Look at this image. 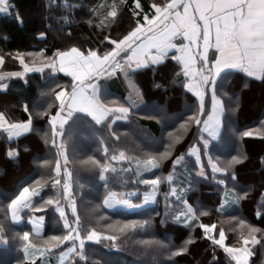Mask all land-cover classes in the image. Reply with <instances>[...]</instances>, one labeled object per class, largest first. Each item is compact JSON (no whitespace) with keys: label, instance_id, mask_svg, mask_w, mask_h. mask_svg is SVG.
<instances>
[{"label":"trees","instance_id":"trees-1","mask_svg":"<svg viewBox=\"0 0 264 264\" xmlns=\"http://www.w3.org/2000/svg\"><path fill=\"white\" fill-rule=\"evenodd\" d=\"M11 2L15 5L13 14L15 9H18L23 17V24H18L12 15L0 14V57L4 58L0 73L22 71L15 58L17 53L24 54L25 63L40 65L44 57L31 56L28 53H40L43 50L45 56H51L57 49L65 50L72 46L85 52L92 48L106 51L109 46L104 40L105 36L121 38L133 26L135 19L131 12L134 0ZM140 2L144 9L148 10L153 0ZM169 2L170 0H155L156 4L164 7ZM41 32L46 33V38H39L38 34ZM175 70V63L169 60L154 72L149 68L134 74V81L143 92L145 102L136 104L127 121L113 125L112 131L120 135L119 140L112 137L107 122L96 126L86 116L77 114L69 123L65 131L70 160L67 167L73 173V187L82 219L81 235L84 236L90 229H95L104 234H116L118 240L117 247H113V242L107 239H101L99 242L87 241L83 249L86 259L81 260L73 253L65 264H235L223 249L213 245L212 241L203 235L199 225L214 224L216 228L211 235L217 238L219 230L223 229L225 243L236 247L241 246L242 236L248 235V228L240 225L241 220L264 230V215L259 219L256 216L258 210L264 209V164L261 163L264 158V141L241 139L237 135L244 130L261 129L260 121L264 120V82L231 71L223 73L219 78L217 92L224 97L227 111L221 134L211 143L209 151L221 166L233 156L246 157L243 163L235 166L238 175L234 187L237 192H247L248 195L239 203H233V194L228 193L227 199L230 201L224 203L223 210L218 211L224 197L221 191L223 186L211 178L212 172L207 157H202L209 177L205 180L196 175L198 169L195 157L187 155V149L198 136L196 128L193 126L186 134L183 130H178L179 124L194 109V97L181 87L170 83ZM69 79L63 74H53L50 69H46L42 73H27L23 79L5 77L0 80V84L7 85L6 89L0 90V112L5 113L6 119L12 122L23 121L27 119L23 105L27 104L32 110L34 129L31 134L15 139H9L7 133L0 129V228H3L7 241L0 245V264H28L24 261L21 250L23 242L14 238V235L31 229L29 216L45 217L41 234L31 235L30 243L34 244L36 249L46 252L48 260L36 259L35 264H55V258L64 247L53 249L52 254L47 251V238L64 231L62 221L52 207H47L42 212L25 209L21 213V221L13 222L7 212V204L23 187L34 184L35 180L41 179L42 176L47 180L49 175H54L52 170L56 164L55 151L46 148L43 143V134H50V127L46 123V117L37 113L47 110L48 104L57 103L52 89L58 82L66 83ZM246 80L247 87L244 86ZM155 84L163 87L155 88ZM99 94L102 100L121 102L125 96L130 95L128 85L120 74L111 81H101ZM237 96L241 106L238 113L233 115L232 109L236 105ZM131 97L135 100V93H132ZM50 111L54 113L55 108ZM149 116L159 117L161 122L158 119H149ZM167 118L170 119L168 123L165 122ZM169 132L182 136L181 142L175 145L172 157L139 178L134 169L123 170L129 167L127 161H109L117 170L106 173V181L99 178L98 168L82 163L89 156H94L100 161L107 159L102 152V142L109 149V157L119 151H124L130 158L139 159L158 154L164 150V144L169 142ZM9 148L17 149L19 156L9 159L6 156ZM181 153H185V158L176 166L170 185L167 176L173 171L171 161ZM45 160L49 161V164L45 165ZM216 176L218 179L221 174L217 173ZM157 177L160 178V184L153 205L131 212L104 210L110 218L98 221L101 213L94 208L105 195L106 187L107 190L126 193L137 190L138 194L131 199L135 204H139L142 193L148 187L140 183V179ZM50 184L51 181L48 180L41 196L34 198L36 203H42L44 198L55 195V190L51 189ZM171 187H176L178 191L184 188V198L197 213V219L189 221L188 225L176 222L175 218L183 211L184 206L175 197L167 196ZM167 204L171 206L166 208ZM202 212L208 214L201 215ZM143 219L153 222L145 229H126L124 232L119 231L122 225L115 224L116 221ZM162 219L165 221L163 224L160 222ZM108 224H113L114 228H108ZM255 235L261 243L252 247L253 255L249 258V264H264V231ZM181 247L187 251L168 258ZM77 251L80 249L77 248Z\"/></svg>","mask_w":264,"mask_h":264},{"label":"snow or ice","instance_id":"snow-or-ice-1","mask_svg":"<svg viewBox=\"0 0 264 264\" xmlns=\"http://www.w3.org/2000/svg\"><path fill=\"white\" fill-rule=\"evenodd\" d=\"M14 8L15 5L11 0H0V14L12 15L16 22L22 25L23 17L18 9H15L13 14ZM131 12L135 18L133 26L121 38L113 39L110 36H105L104 40L109 46L106 51L92 48L85 52L72 46L65 50L57 49L51 56H45L43 50L40 53H28L31 56L44 57V61L39 66H36L35 63L30 66L25 63L24 54L17 53L15 58L23 70L0 73V80H4L5 77L23 79L27 73H42L47 68L53 74L60 73L70 78L66 83L58 82L52 89L57 103L55 105L50 103L47 110L37 113V115L46 117V123L50 127V134L48 132L43 134V143L46 148H52L55 151L56 164L52 170L54 175H49L47 180L42 176L41 179L35 180L34 184L23 187L7 204V212L13 222L21 221V213L25 209L42 212L45 208L52 207L55 210L59 220L62 221L64 231L47 238V251L52 254L53 249H61V246H64L60 250L62 261L70 258L72 253H76V256L81 260L86 259L83 256V249L87 241L99 242L103 238L111 240L112 246L117 247L118 236L116 234H104L90 229L86 235H81L82 219L78 212V202L73 187V173L67 167L70 160L65 131L73 118L77 114H81L96 126L107 122L112 137L119 140L120 135L112 131L113 125L118 120L127 121L136 104L145 102L143 92L134 81V74L137 71L150 68L154 72L157 67L169 60L175 63L176 70L170 83L173 86L181 87L194 97V109L179 124L178 130H183L186 134L193 126L196 128L198 136L187 149V155L195 157L198 169L196 175L205 180L209 178L202 163V157H207L212 172L211 178L218 185L223 186L221 191L224 193V197L218 211L223 210L228 193L233 194V203H239L248 195L247 192L243 194L237 192L234 187L238 175L235 166L243 163V159L246 157L233 156L230 160L224 161L221 166L214 160L209 149L211 143L216 141L221 134L224 115L227 111L224 97L217 92L220 76L228 71L239 72L246 78L264 82V0H170L166 11L164 6L156 4L155 0L149 5L148 10L144 9L140 0H134ZM189 21L195 25L190 32L185 28ZM38 36L44 39L46 33L41 32ZM122 41H126L123 46H121ZM3 63L4 58L0 57V65ZM117 74L124 77L130 95L125 96L123 102L102 100L99 94L100 82L111 79ZM244 86H248L247 80ZM6 87V84H0V90H4ZM154 87L161 88L163 86L155 84ZM132 93H135V100L131 97ZM240 106L239 96H237L236 105L232 109L233 115L238 113ZM53 107L55 108L54 113L50 111ZM23 111L27 114V119L18 122L6 119V114L0 112V129L7 133L9 139L31 134L34 130L32 110L25 104ZM148 118L158 119L161 122L159 117L149 116ZM260 125L261 129H264V120L260 121ZM261 129H248L237 135L241 139L253 138L264 141V131ZM168 140L169 142L164 144L162 152L155 155L150 154L143 159L130 158L124 151H119L118 154L113 153L109 157V149L102 142V152L107 159L100 161L94 156H89L82 163L98 168L100 170L99 178L106 181V173L117 170L116 166L109 161H127L129 167L123 170L132 171V165H134L137 178H139L141 171L158 168L162 161L172 157L175 145L181 142L182 136L169 132ZM6 156L9 159L17 158L19 151L9 148ZM184 158L185 153H181L172 159L173 171L169 172L167 176L170 185L176 166ZM44 163L47 165L49 161L45 160ZM261 163L264 164V158ZM217 173L221 174L218 179ZM48 180L51 181L50 187L55 190V195H49L47 199L42 200V203H36L34 198L41 196V191L48 184ZM229 181L233 183H229ZM140 183L148 187L142 193L139 204H135L131 199L132 196L138 194L137 190L126 193L107 190L106 187L105 195L94 208L95 211L101 213L97 218L98 221L110 218L104 210L115 207H142L155 201L160 178L140 179ZM184 192V188H180L178 191L176 187H171L167 196L175 197L186 209L184 213L180 214L184 217L183 221L180 216H177L176 222L188 225L189 221L197 219V213L189 201L184 198ZM170 206L167 204L166 208ZM207 214V212L201 213V215ZM262 215H264V209L256 212L258 219ZM44 220L43 215L29 216L31 229L22 233L17 232L14 235V238L23 242L21 250L24 254V261H27L28 264H35L32 257L36 255V251H34L36 246L30 243V236L41 234ZM152 222L149 219H143L116 221L115 224L122 225L119 231L124 232L126 229H145ZM160 222L163 224L165 221L162 219ZM240 225L248 228V235L242 236L240 247L225 243L226 236L223 229L219 230L218 238L211 235L216 228L214 224L201 223L199 227L202 229L203 235L212 241L213 245L223 249L235 264H249V258L253 255L252 247L261 243L255 233L264 230L246 224L243 220L240 221ZM107 227L113 229L114 225L108 224ZM3 231V228H0V242L6 243ZM143 243H149V241H143ZM161 246L167 247L166 245ZM77 248L80 251H77ZM186 251V248L181 247L172 252L168 258L171 259ZM40 255L43 256L44 253L40 252ZM213 259L215 260V256Z\"/></svg>","mask_w":264,"mask_h":264},{"label":"crops","instance_id":"crops-1","mask_svg":"<svg viewBox=\"0 0 264 264\" xmlns=\"http://www.w3.org/2000/svg\"><path fill=\"white\" fill-rule=\"evenodd\" d=\"M169 6V3L164 7V10L166 11V9H167V7ZM215 11V10H214ZM195 27V25H194V23H192L191 21H189V24L188 25H185V28L190 32L191 30H192V28H194ZM124 44H126V41H122L121 42V46H123ZM119 47V46H118ZM174 54V53H173ZM20 65V64H19ZM21 66V65H20ZM0 67H1V65H0ZM47 68H45V70H46ZM31 73H41V72H31ZM118 75V74H117ZM117 75L116 76H113L111 79H107V80H103V81H111V80H113L114 78H116L117 77ZM117 122H124V120H118ZM2 130V129H1ZM16 137H13L12 139H15ZM156 200V199H155ZM155 203V201H152L151 203H150V206L151 205H153ZM146 207V206H145ZM145 207H142V208H145ZM142 208H140V209H142ZM139 210V209H138ZM134 211H136V210H134ZM131 212V211H130ZM32 217H35V216H32ZM31 225V224H30ZM101 239H103V238H101ZM100 239V240H101ZM89 242H92V241H89ZM35 251H36V255L35 256H33L32 257V259L33 260H36V259H42L43 261H46V260H48V256H47V253L46 252H44L43 250H39V249H35ZM40 252H44L45 254H46V257H40ZM73 254V253H72ZM71 254V255H72ZM69 258H66V259H64L63 261H62V259H61V256H60V253L57 255V257L55 258V264H65L66 263V261L68 260Z\"/></svg>","mask_w":264,"mask_h":264},{"label":"rangeland","instance_id":"rangeland-1","mask_svg":"<svg viewBox=\"0 0 264 264\" xmlns=\"http://www.w3.org/2000/svg\"><path fill=\"white\" fill-rule=\"evenodd\" d=\"M18 63H19V61H18ZM30 66L31 65H33V63H31V64H29ZM35 65L36 66H39V64L38 63H35ZM23 70V69H22ZM170 121V119H165V122H169ZM132 168L134 169V171H135V166L134 165H132ZM155 169V168H154ZM154 169H152V170H154ZM151 170V171H152ZM151 171H141V175L140 176H142V175H144V174H147V173H149V172H151ZM136 172V171H135ZM227 201H230L229 199H227L226 201H225V203L227 202ZM151 203V202H150ZM150 203H148V204H146V205H144V206H142V207H147V206H150ZM142 207H131V208H128V207H115V208H113V209H110V210H126V211H134V210H138V209H140V208H142ZM186 211V209L183 207V211L181 212V213H184ZM180 213V214H181ZM180 214H178L177 216H180ZM180 219H184V217L183 216H180ZM182 221V220H181ZM0 245H4V242H0ZM34 251H35V249H34ZM44 253V252H43ZM40 255V254H39ZM40 257H46V254L44 253V255L43 256H41L40 255Z\"/></svg>","mask_w":264,"mask_h":264}]
</instances>
